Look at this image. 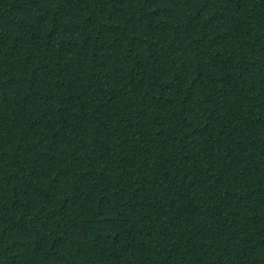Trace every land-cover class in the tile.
Masks as SVG:
<instances>
[{
    "label": "trees",
    "instance_id": "16d2710c",
    "mask_svg": "<svg viewBox=\"0 0 264 264\" xmlns=\"http://www.w3.org/2000/svg\"><path fill=\"white\" fill-rule=\"evenodd\" d=\"M0 264H264V0H0Z\"/></svg>",
    "mask_w": 264,
    "mask_h": 264
}]
</instances>
